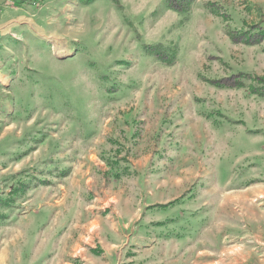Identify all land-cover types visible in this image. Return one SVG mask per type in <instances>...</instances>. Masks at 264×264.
Instances as JSON below:
<instances>
[{
	"label": "rangeland",
	"instance_id": "rangeland-1",
	"mask_svg": "<svg viewBox=\"0 0 264 264\" xmlns=\"http://www.w3.org/2000/svg\"><path fill=\"white\" fill-rule=\"evenodd\" d=\"M167 4L0 0V264H264V0ZM153 96L205 117L138 165Z\"/></svg>",
	"mask_w": 264,
	"mask_h": 264
},
{
	"label": "crops",
	"instance_id": "crops-1",
	"mask_svg": "<svg viewBox=\"0 0 264 264\" xmlns=\"http://www.w3.org/2000/svg\"><path fill=\"white\" fill-rule=\"evenodd\" d=\"M233 31V30H232ZM240 31V30H239ZM228 38L230 39V41L233 44H238V43H243V42H238L235 43L231 40L229 34H228ZM264 40V38H263ZM263 40H261L260 42H257L255 44L252 45H257L259 43H261ZM246 44V43H243ZM250 45V44H247ZM158 58V57H157ZM160 59V58H158ZM162 60V59H161ZM164 61V60H163ZM164 63L168 64L166 61H164ZM156 69H158L159 71L164 72L166 70V68L162 67L161 65H157L155 64L154 66ZM238 74V73H237ZM243 74V73H242ZM250 77V76H248ZM256 77H262V76H254L253 78L256 79ZM264 78V77H262ZM258 82V80H257ZM209 84L211 86H215L213 84H211L209 82ZM259 84V82H258ZM260 86V84H259ZM217 87V86H215ZM220 88V87H217ZM255 94V93H253ZM162 96H153L151 103L149 101V105H148V109L141 111V113H139V126L141 127L142 131H143V135H147L148 137H152V140H149L147 142L144 141H140L139 137H143V135L138 136V141L135 145L136 150H147L148 154L143 157V156H137L136 159V163L138 165H142L143 160H145L147 165H151V164H159L161 163H165V155L160 157V153L159 150L160 149H164V147H162V143H163V139L166 137V134L171 132L172 126H178V124L182 123V120L179 121H174L173 119H181V118H188L191 119V124L193 125H198V124H202V119L205 116H201L198 115L202 114L200 112H196L194 111V109H189L187 111H181V109L179 107H174L172 109H168L166 108V106H163L161 104V102L165 101V99H162ZM207 118H211V120L213 121L212 116L213 115H209L206 113ZM193 118H196L197 120L194 121ZM146 119V120H145ZM151 119V120H150ZM207 126L211 124V122H208L206 120ZM146 146V147H145ZM166 149V146H165ZM168 149H170V147H168ZM167 181V180H164ZM183 200V199H182ZM181 203V202H180ZM183 207V203L182 205H180Z\"/></svg>",
	"mask_w": 264,
	"mask_h": 264
},
{
	"label": "trees",
	"instance_id": "trees-1",
	"mask_svg": "<svg viewBox=\"0 0 264 264\" xmlns=\"http://www.w3.org/2000/svg\"><path fill=\"white\" fill-rule=\"evenodd\" d=\"M167 1H168L167 5L170 9L181 12L187 10V5L185 4V0H167ZM229 36L231 40L235 43L243 42L252 45L257 42H260L264 38V15H261L259 22L250 25L247 30H243V31L233 30L229 32ZM144 49L149 54H153L160 59L165 57L164 61L171 62V58L159 52L157 50L158 49L157 46L147 45L144 47ZM244 76H249V75H244L242 73L231 74L229 76H224L218 79H212L210 80V83L217 87L236 88L244 84L242 81V78ZM256 80H258L260 87L259 89H255V87H251L252 93H258L260 95H264V78L256 77Z\"/></svg>",
	"mask_w": 264,
	"mask_h": 264
},
{
	"label": "built area",
	"instance_id": "built-area-1",
	"mask_svg": "<svg viewBox=\"0 0 264 264\" xmlns=\"http://www.w3.org/2000/svg\"><path fill=\"white\" fill-rule=\"evenodd\" d=\"M19 1V0H18Z\"/></svg>",
	"mask_w": 264,
	"mask_h": 264
}]
</instances>
